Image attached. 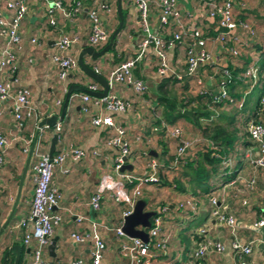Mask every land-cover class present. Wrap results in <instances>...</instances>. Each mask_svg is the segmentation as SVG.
Segmentation results:
<instances>
[{"label":"crops","instance_id":"0c3cea01","mask_svg":"<svg viewBox=\"0 0 264 264\" xmlns=\"http://www.w3.org/2000/svg\"><path fill=\"white\" fill-rule=\"evenodd\" d=\"M6 1L10 0H0V8L8 18L11 12L2 8ZM55 1H59L68 11L71 0H24L25 12L18 28L20 41L14 49L13 60L7 62L8 68L1 74V79L10 83L11 90L19 87L28 89V101L36 109L37 116L35 119H27L24 126L18 128L8 105L0 101V133L7 139L0 169V225L7 217L20 188L12 218L0 234V261L7 258L13 264L15 254L7 252L3 257V253L16 244L19 245L17 264H28L31 246L22 243L23 231L14 226L29 213L33 189L31 166L36 160L34 149L48 154L50 139L56 133L57 140L52 154L73 145L83 155L78 160L67 158L52 169V182L60 197L51 212L60 215V222L53 227L42 249L43 259L48 264H70L74 261L89 264V252L94 241L102 239L105 247L97 264H127L117 251L112 229L121 225L124 208L120 201L115 200V191L120 188L130 196L132 185L127 184L113 170L116 150L105 144L109 135L108 127L93 126L90 123L91 117L100 114L108 115L113 123L122 125L130 141L126 163L131 169L120 172L140 177L147 174L146 162L149 159L154 158L163 164L160 181L142 184L137 198L144 201L145 211L155 213L158 209H164L161 229L168 235V242L165 252L155 257L154 264H232L236 257L230 246L232 236L226 227L210 218L208 197L211 195L216 196L220 209L234 217L236 238L242 243L251 241V250L244 256L245 263L264 264L261 258L264 243V173L249 163V158L256 154V145L248 138L246 131L248 122L259 117L258 100L264 89V0H234L236 19L246 21L252 30L251 33L240 29L234 31V35L245 41L238 55L230 56L218 43H205L210 61L198 68L201 87L216 92L218 81L223 77L222 70L226 69L230 79L226 85L229 100L211 103L210 99L207 100L208 96L195 93L192 79L182 77L176 80L174 76L158 75L154 56L149 50L146 57L133 68V75L144 82L145 90L142 94L135 93L131 87L122 83H114L108 90V93L128 102L124 112L106 110L103 105L95 102L94 98L97 97L91 95L86 102L87 111L82 112L80 106L83 102L78 96L80 92L73 91L62 119L53 126L40 128L24 170L37 122L50 115H59L67 87H85L87 83L95 82L96 91L102 89L99 83L79 67L70 71L64 80L57 77V67L50 61L55 40L62 33L74 35L76 39L71 43L69 52L76 58L83 47L89 46L86 39L89 30L86 11L101 1L110 6L107 14L102 11L99 13L108 32L111 33L118 23L116 0H82L80 12L70 17L63 16L59 9L52 6ZM240 2L244 3L243 8L239 7ZM177 5L181 14L185 11L194 13L193 24L200 28L203 36L209 38L219 30L214 21L201 17L198 19L194 1L177 0ZM150 7V26L157 30L158 7L155 1ZM121 8L124 12L123 26L114 39L113 48L94 59L88 54L82 56L84 62L104 78L110 69L133 54L141 36L135 6L126 2L121 4ZM49 16L54 20L52 25L48 23ZM170 31L167 29L163 35L166 36ZM32 37L37 39L38 45L30 42ZM3 44L4 38L0 37V47ZM103 46L93 48L98 51ZM167 60L174 73L182 74L185 68L184 44H176L169 49ZM250 65L256 67L255 76H243ZM163 80L164 84L161 85ZM168 80L171 82L168 83ZM161 94L168 100H174L172 110V103L165 106L158 100ZM164 111L174 114L180 111L181 115L176 114L173 118L170 116L169 121H166L162 118ZM183 111H188L190 115ZM196 116L197 124L193 119ZM162 123L178 127L180 138L191 142L182 160L175 165H172V160L178 139L165 136L160 130ZM55 124L59 126L58 131L54 129ZM135 136H139V139H134ZM21 137L30 139L26 151L22 150ZM205 153L214 157L216 162L205 161ZM222 156L229 161L225 167L220 164ZM193 162L204 166L208 172V178L201 182V187L190 181L194 165L192 168L185 166ZM251 177L255 179V185L247 189L239 178L247 180ZM102 178L107 183L113 182L116 190L102 189L98 207L94 208L89 199L98 189ZM189 199L194 200L193 212L186 208L178 209L179 202L184 203ZM76 217L81 219L77 221ZM259 219L263 224L254 225ZM198 228H204L207 237L219 241L223 251L212 252L201 258L192 257L190 252L199 239L195 233ZM74 231L86 232L90 239L84 243H74L69 236ZM51 240L53 247L49 249ZM30 245H33V240Z\"/></svg>","mask_w":264,"mask_h":264},{"label":"built area","instance_id":"2783aa9c","mask_svg":"<svg viewBox=\"0 0 264 264\" xmlns=\"http://www.w3.org/2000/svg\"><path fill=\"white\" fill-rule=\"evenodd\" d=\"M155 1L158 7L157 23L158 31L153 30L150 26V5ZM196 4L198 19L205 18L215 22L218 31L211 37L202 35V31L197 25L193 24L195 17L194 13L185 11L180 13L177 0H128L132 3L137 11L138 26L141 29L135 51L132 55L119 62L116 66L110 69L106 74L108 90L114 83H122L132 88L137 94H142L145 90L143 80L133 75V68L136 63L141 61L147 55V51H151L154 56L155 71L158 75L174 76L176 80H181L182 77L192 79L195 87V93L200 96H208L211 103L218 104L224 100H229L226 92V85L229 82V73L226 69L222 70L223 77L218 81V89L216 92H211L203 89L202 79L198 74V68L206 65L210 61V55L205 51V43L210 41L218 43L223 50L230 56H236L240 52V47L245 44V41L240 40L234 31L240 29L251 33L250 25L243 20L236 19L237 11L234 9V0H192ZM52 6L59 9L65 17L74 16L80 12L82 0H72L70 9L67 11L59 1L52 3ZM239 7L243 8L244 3H239ZM2 8L11 12L8 18L2 13L0 8V37L4 38V44L0 47V101L8 105L9 112L15 121L18 128H22L24 122L29 119H35L37 111L28 101L29 91L25 87H19L11 90L10 83L1 79V74L4 69H7V62L13 60L14 49L18 47L20 37L18 28L20 20L25 12L24 0H10L4 2ZM107 14L110 12V6L101 1L96 6L90 7L86 11L88 19V34L87 44L91 47H98L108 41L110 33L102 21L99 13ZM50 13V12H49ZM49 24H54L51 16L48 18ZM171 29L167 35L164 32ZM76 39L74 35L62 33L54 42V52L50 55V61L57 67V77L60 80L66 79L68 73L76 68L78 64L73 54L69 52L71 43ZM30 42L38 45L35 37L30 39ZM176 44H184L185 68L182 74L174 73L167 60V52ZM9 71L11 69L9 68ZM256 73V67L250 65L245 69L243 76L253 77ZM85 88L90 91L97 90L95 82H89ZM83 102L80 106L82 112L87 111L86 102L90 100V95L85 92L78 94ZM95 102L104 106L108 111L122 113L128 108V102L118 98L113 93H106L103 97L94 98ZM258 119L250 120L246 126V131L249 139L256 145V154L249 158L251 167L259 169L264 173V89L258 100ZM93 126L105 125L109 129V135L105 144L116 150V156L113 159V170L132 185L131 194L126 195L120 188L116 190V185L107 183L106 179L102 178L98 184V189L90 197V205L94 208L98 207L102 189H115V200L120 201L124 208L122 217L129 214L135 200L138 198L139 188L145 183H156L159 175L162 174L161 169L163 164L156 159L151 158L146 162L148 172L144 176H134L129 172H120L121 165L126 163L127 156L130 151V141L127 139L125 129L122 125L113 123L108 115H94L90 119ZM55 131L59 130L58 124L54 126ZM160 130L165 136L178 139V144L173 153L172 165L179 163L185 155V152L191 146V142L180 138L181 131L176 126L162 123ZM38 138V137H37ZM36 138V141H37ZM134 139L138 140L139 136ZM22 150L26 151L30 144V139L22 138ZM35 141V142H36ZM7 145V139L0 133V169L2 166V154ZM36 160L31 166L33 173V189L30 200V209L26 218H21L14 227L22 229L23 234L21 241L25 246H31L29 252L28 264H48L42 257V249L47 244L53 227L60 222V215L52 213V207L57 206L59 200V192L52 182V169L64 162L65 159L78 160L82 157V151L73 145L60 150L50 157L46 153H42L34 149ZM94 154V152H93ZM220 164L225 167L229 164L227 158L222 157ZM247 189L254 188L255 179L253 177L243 180L239 178ZM264 200V193L262 196ZM209 216L215 222L223 225L232 236L230 246L236 257L232 264H246L244 256L251 250V241L242 243L236 238V227L234 217L225 213L217 204V198L214 195L208 197ZM194 200H187L184 203L179 202L178 209L185 208L194 211ZM164 209H158L150 219V225L146 229L147 241L144 242L139 238L127 237L120 230V225L113 227L112 231L116 240L117 251L119 255L127 261V264H154L155 257L164 253L166 250L168 235L162 229V216ZM81 218L76 217L79 221ZM263 224L261 219L257 220L254 225L260 226ZM204 228L196 230V236L199 239L195 241L194 247L190 255L194 258H201L205 255L223 251V245L219 241H215L205 235ZM70 239L74 243H84L90 239V235L86 232H71ZM33 240V245L31 244ZM104 242L102 239H96L93 247L89 252V264H97L102 257L104 251ZM261 258L264 260V243L261 251ZM80 261H74L70 264H79Z\"/></svg>","mask_w":264,"mask_h":264},{"label":"water","instance_id":"95a60500","mask_svg":"<svg viewBox=\"0 0 264 264\" xmlns=\"http://www.w3.org/2000/svg\"><path fill=\"white\" fill-rule=\"evenodd\" d=\"M116 14H117L118 23H117L116 27L113 29V31L110 33L107 43L98 51H96L91 46H85L80 50V52L78 53V55L76 57L78 67L87 76H89L94 81L99 83L102 86V89L100 91H90V90H87L85 87H82L80 85H69L67 87L59 115H50L48 117H44V118L40 119L37 122L36 130H35V136H34L33 142L31 143L29 151H28L27 161L25 163L24 170L26 169V166L28 164V160H29L30 155L32 153L34 143L36 141V138H37V135H38L40 128L43 126H46V127L53 126L54 123H56L57 121H60L62 119V117L64 115V111H65L67 101L69 99L70 94L73 91L85 92V93H88L89 95L94 96V97H103L108 92V84H107L106 79L103 76H101L99 73H97L92 67L88 66L84 62L82 56L84 54H88L91 58L94 59L109 49V47L112 44V42L114 41L118 31L123 26V13H122V8H121V0H116ZM183 113L190 115V113L188 111H183ZM56 140H57V134L55 133L52 135V137L50 139V145H49V150H48V156L49 157L52 155ZM124 169L130 170L131 167L127 163H124L123 165H121L119 170L122 171ZM19 189L20 188H18L17 194L13 200V204L11 206V209H10L7 217L5 218V220L0 225V234L4 230V228L9 224V221L12 218L17 200L19 198ZM143 208H144V201L141 199H137L134 202L130 213L122 217V223L120 225V230L127 237L139 238L142 241L146 242L147 241L146 229L150 225V218L154 215V211H150V210L145 211V210H143ZM52 247H53V240H51L50 244L48 245L49 249H51ZM7 252H12L15 254L13 264H17L18 259H19V245L15 244V245H12L9 248H7L3 253V257H5Z\"/></svg>","mask_w":264,"mask_h":264},{"label":"trees","instance_id":"16d2710c","mask_svg":"<svg viewBox=\"0 0 264 264\" xmlns=\"http://www.w3.org/2000/svg\"><path fill=\"white\" fill-rule=\"evenodd\" d=\"M126 2H128V0H121V4H125ZM69 9H70V7L68 8V10ZM122 13H124V12L122 11ZM114 41L110 45L109 50H111L113 48ZM167 82L170 83L171 81L168 80ZM163 84H164V80L161 82V85H163ZM198 98H200V97H198ZM158 100L160 102H163L165 104V106H166V104L168 105L169 103H172L171 110L175 106V104L173 103L174 102L173 99L172 100H168L167 98L162 97V94L160 96H158ZM207 100H209V98H207ZM198 102H200V99H198ZM181 106H183V105H181ZM170 111L169 112L168 111H164L163 112L162 118H164V120L169 121L170 116H172V118H173V117L176 116V114L177 115H181L180 111H177V113H175V114L174 113H171ZM193 119H194L195 124H197V120H198L197 116L196 117H193ZM222 157H225V156H222ZM222 157H220V158H222ZM225 158H227V157H225ZM202 159H203V155H202ZM204 160L205 161H208L210 163H215L216 162V159L214 157H209L208 153H205ZM193 165H194V168H193V177L190 179V181L196 183L199 187H201L202 186L201 182L204 181V180H206L208 178V172H207V170L205 169L204 166L198 164L197 162L186 163L185 166H188V168H192ZM161 175L162 174L159 175V179H158V181L156 183H158L160 181ZM0 264H12V260L11 259H7V258H5L4 260L1 259Z\"/></svg>","mask_w":264,"mask_h":264}]
</instances>
